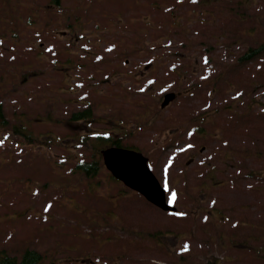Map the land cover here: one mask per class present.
<instances>
[{"label":"rangeland","instance_id":"374dc122","mask_svg":"<svg viewBox=\"0 0 264 264\" xmlns=\"http://www.w3.org/2000/svg\"><path fill=\"white\" fill-rule=\"evenodd\" d=\"M34 1L0 0V107L9 124L27 114L36 138L0 121V248L17 255L29 247L55 264H264V47L242 57L264 42V0H154L174 6L165 16L150 0H82L91 17L81 23L101 32L76 39L74 51L63 48L67 32L54 36L44 19L33 24L25 7ZM78 1L64 0V9ZM135 48L154 59L152 68L104 61ZM178 57L190 64L172 69ZM22 64L30 70L16 85L4 71ZM174 89L181 93L161 108ZM89 101L96 119L75 121L76 139L44 114L49 107L66 118ZM116 114L153 170L170 174L175 211L128 194L107 170L92 178L70 171L95 152L81 145L90 144L88 132H106L103 122ZM198 122L203 131L193 135ZM250 131L257 154L244 138ZM207 163L219 166L220 182L206 175ZM156 231L166 236L161 246Z\"/></svg>","mask_w":264,"mask_h":264},{"label":"water","instance_id":"95a60500","mask_svg":"<svg viewBox=\"0 0 264 264\" xmlns=\"http://www.w3.org/2000/svg\"><path fill=\"white\" fill-rule=\"evenodd\" d=\"M170 95H168V96L166 95V98L170 97ZM121 153L125 154L126 156H123ZM139 157H141L140 153L134 152L132 150H126V149H120V148H114V147L106 150V152L104 153V158H105V162H106L107 166L117 176L121 177L124 181H126L128 184H132L133 186L137 185L138 182L132 180L127 175L134 173V170L136 169L134 160L138 161L140 159ZM117 164L122 166V168H123L122 172L119 169V166H116ZM136 174H137V176H135V174L133 176L135 178V180L139 181V180L144 179L150 185H147L144 187H140V186H134V187L136 189L142 191L147 197L152 199L155 203L161 205L164 208H167V206L164 203L163 189L160 187V185L158 184L156 179L153 177L151 172L145 167L144 164H142L141 170Z\"/></svg>","mask_w":264,"mask_h":264},{"label":"trees","instance_id":"16d2710c","mask_svg":"<svg viewBox=\"0 0 264 264\" xmlns=\"http://www.w3.org/2000/svg\"><path fill=\"white\" fill-rule=\"evenodd\" d=\"M80 3H82V1H78ZM52 3L53 5L55 6L54 7V13L57 11V10H62L64 9V0H52ZM86 4V3H85ZM87 5V4H86ZM75 9V8H74ZM69 12L66 10V8L64 9V12L62 13L63 16H66L68 15ZM69 20V18H68ZM50 20H48V24H50ZM69 25V24H67ZM70 27V26H69ZM264 47L263 44L260 43V45H258L257 47H249L246 51H244V55L242 57H249L251 56L253 53H257L258 51H260V48ZM90 113V109H85L83 111H79V112H74L72 113L71 117L72 118H82V117H87L88 114ZM102 137H100V140L99 142H97L96 144H99L98 148H97V153H96V159L95 161H91L89 163H81L77 166L78 169H81L82 172H84L85 174H92V173H95L97 171V167L99 168V165H100V156H99V150H100V146L105 144V143H110V142H113L114 140L112 139L110 142L109 140L107 141H104L102 140ZM100 142L101 145H100ZM113 144H118L117 142H114ZM3 251H0V264H17L16 260L13 258V257H10L4 253H2ZM25 257L28 259V260H24L21 264L25 263V262H30L32 261L30 259V257L32 259H36L37 257V254L33 251H30L28 252L27 254H25ZM34 257V258H33Z\"/></svg>","mask_w":264,"mask_h":264},{"label":"snow or ice","instance_id":"6c2138e0","mask_svg":"<svg viewBox=\"0 0 264 264\" xmlns=\"http://www.w3.org/2000/svg\"><path fill=\"white\" fill-rule=\"evenodd\" d=\"M173 199H175V193H173Z\"/></svg>","mask_w":264,"mask_h":264}]
</instances>
